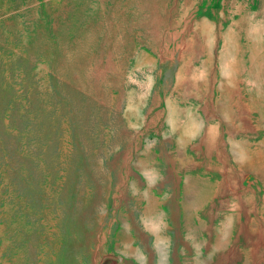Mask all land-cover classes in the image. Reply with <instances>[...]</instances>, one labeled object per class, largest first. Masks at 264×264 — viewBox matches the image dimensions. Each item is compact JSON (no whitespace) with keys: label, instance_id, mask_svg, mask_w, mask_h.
Returning <instances> with one entry per match:
<instances>
[{"label":"rangeland","instance_id":"1","mask_svg":"<svg viewBox=\"0 0 264 264\" xmlns=\"http://www.w3.org/2000/svg\"><path fill=\"white\" fill-rule=\"evenodd\" d=\"M0 264H264V0H0Z\"/></svg>","mask_w":264,"mask_h":264}]
</instances>
